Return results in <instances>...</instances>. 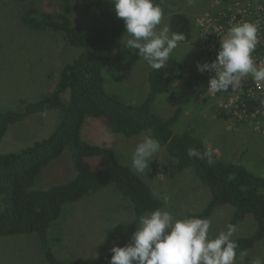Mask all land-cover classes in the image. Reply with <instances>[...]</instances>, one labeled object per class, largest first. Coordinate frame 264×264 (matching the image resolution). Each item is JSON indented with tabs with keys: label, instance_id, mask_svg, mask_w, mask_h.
I'll list each match as a JSON object with an SVG mask.
<instances>
[{
	"label": "rangeland",
	"instance_id": "1",
	"mask_svg": "<svg viewBox=\"0 0 264 264\" xmlns=\"http://www.w3.org/2000/svg\"><path fill=\"white\" fill-rule=\"evenodd\" d=\"M112 1L118 7H127L133 0ZM22 2L0 0V109H20L22 100L36 101L52 92L62 67L83 50L67 44L58 32L35 30L24 24L20 18L22 9L19 8ZM25 2L26 5L35 3L38 8L54 13L61 12L65 4L63 0ZM73 5L71 17L75 25L89 31L100 23V12L87 0H74ZM263 5L264 0H165L156 14L143 18L132 28L122 46L115 50L113 58L104 66L107 93L132 107L149 103L152 112L165 118H169L175 109L182 108L180 120L175 124V134L183 135L189 131L192 136L203 140L210 152H218L223 160L242 163L264 177L263 130L252 125H236L234 114L247 112L239 109V95L235 103L227 108V117L221 119L218 116L214 111L215 99H205L207 94L202 91L204 79L200 78L196 65L202 53V40L199 42L197 39L196 26V36L194 34L192 41L186 44L178 42L170 31V17L175 13H184L196 20L207 14L214 15L223 7H236L234 10L242 13L247 9L255 13ZM251 17L247 21L237 19L233 27L227 25V32L222 33L219 41L228 43L232 49L225 50L221 44L222 53H235L241 41L238 55L248 58L244 55L250 41L264 37V30L260 33L256 16ZM229 20V17L226 18L225 23L228 24ZM198 29L201 33L197 25ZM164 47H169L185 68L171 92L151 99L147 76ZM262 67L253 73L246 63H242L235 70L239 75L232 78L233 71L222 68L217 75L209 66L207 69L218 79L210 86L223 95V92L228 94L230 86L240 84V80L249 74L257 78ZM68 95L64 94L66 98ZM60 120V111L52 110L11 125L0 144V153L19 151L50 136ZM83 139L113 148L117 162L129 166L150 184L154 194L164 193L166 206L158 213L146 214L132 236L135 210L129 198L116 185L100 188L77 202L68 203L60 218L48 230L51 246L59 258L65 261L80 259L83 264H211L209 253L213 245L216 247L234 238L249 237L257 231L258 221L253 213L233 224L235 207L231 204L218 206L202 229L185 221L183 216L202 211L212 199L210 187L192 168L179 171L175 166L176 158L146 134L126 137L114 133L104 118L89 117ZM89 161L93 168H106L113 164L109 157H92ZM155 163L159 164L156 175L152 174ZM76 173L73 153L66 150L39 174L35 188L44 189L65 183ZM145 225L150 226L147 231H144ZM263 260L264 244L258 241L252 249L244 251L234 264H262ZM0 264L49 263L38 236L28 234L6 239L0 237Z\"/></svg>",
	"mask_w": 264,
	"mask_h": 264
},
{
	"label": "trees",
	"instance_id": "2",
	"mask_svg": "<svg viewBox=\"0 0 264 264\" xmlns=\"http://www.w3.org/2000/svg\"><path fill=\"white\" fill-rule=\"evenodd\" d=\"M63 1L64 9L57 13L42 10L35 3L26 5L25 0L19 7L24 24L35 30L58 32L67 44L83 50L62 67L59 81L52 92L36 101L22 100L20 109H0V144L11 125L23 122L34 114L55 110L60 111L61 117L50 136L19 151L0 153V237L6 239L36 234L49 264H83L80 259L65 261L59 258L48 236L50 226L60 218L66 204L77 202L100 188L114 184L134 207L136 218L132 223V236L146 214L158 213L166 206L164 193L154 194L150 184L129 166L117 162L113 148L83 139L86 120L93 117L104 118L114 133L126 137L146 134L165 146L176 158L175 166L179 171L192 168L210 187L212 199L205 208L183 216L195 228H204L215 209L221 205L231 204L235 207L233 224L249 213L255 215L258 221L255 234L234 238L216 247L213 245L209 253L211 264H232L258 241L264 244V177L242 163L223 160L218 152H210L205 142L192 136L189 131L183 135L175 134V124L180 120L182 108L175 109L169 118H165L152 112L149 103L141 107L128 106L111 97L105 89L103 69L106 63L113 58L115 50L122 46L132 28L143 18L156 14L165 0H133L127 7H118L112 0H87L102 18L89 31H84L72 20L74 0ZM195 26L200 42L205 37H201L195 20L184 13H175L170 17L171 34L183 44L192 41ZM196 65L200 73L203 72L200 76L204 79L202 91L205 92V81L214 85L218 79L212 76L207 67L200 63ZM183 67L184 64L173 56L171 49L164 47L147 76L151 99L171 92L183 76ZM205 75L215 79H207ZM229 89L230 93H225L222 98V105L214 107L218 116L221 119L227 117V108L235 103L239 95V109L247 112L234 114L237 117L236 125H252L263 130L258 126V121L264 109V93L231 86ZM66 93H69L67 98L64 96ZM261 104L257 117H252L248 112L255 113ZM66 150L73 153L76 176L62 184L35 188L39 174ZM92 157H109L113 164L106 168H93L89 161ZM152 174H156V171ZM149 228V225H145L144 231Z\"/></svg>",
	"mask_w": 264,
	"mask_h": 264
},
{
	"label": "built area",
	"instance_id": "3",
	"mask_svg": "<svg viewBox=\"0 0 264 264\" xmlns=\"http://www.w3.org/2000/svg\"><path fill=\"white\" fill-rule=\"evenodd\" d=\"M235 8L236 7H223L218 12L216 17L207 14L201 19H198V25L201 27L202 37L205 38L200 42V49L202 53L200 59L197 60L200 62V65L207 68L210 66V70L217 75L221 72L222 68L233 71L232 78L239 75L235 72V70H238V66L242 63H246L248 70H252L253 73H255L256 70H260L263 66L261 74L256 75L257 78H255L252 74H249L248 77L244 78H249L251 76L254 79L252 81H255L254 84L256 86H253L250 90H257L264 93V49H262V44L264 45V37L262 34L261 39L250 41L251 44L246 47L244 56L248 58L239 56V49L235 54L231 55V58L234 57L236 60L234 63H230V61L225 58V54L222 53V43L219 41L222 33L227 32V25L233 27L237 19L241 18V15L247 16L241 18L246 21L249 20V18H252L251 16H256L257 23L259 24L258 28L261 33V31L264 30V5L258 7L255 13L247 9H244V13H242L241 11L234 10ZM228 17L230 20L228 24H226L225 19ZM217 37L218 40L216 41Z\"/></svg>",
	"mask_w": 264,
	"mask_h": 264
},
{
	"label": "clouds",
	"instance_id": "4",
	"mask_svg": "<svg viewBox=\"0 0 264 264\" xmlns=\"http://www.w3.org/2000/svg\"><path fill=\"white\" fill-rule=\"evenodd\" d=\"M221 6H219V8H220ZM220 11V9L218 10V12ZM218 12L216 13V14H214V15H210V16H213V17H216L217 16V14H218ZM197 20V23H198V19H196ZM181 43V42H180ZM186 44V43H185ZM222 46L225 48V50H231L232 49V47H231V45H228V43H226V42H224V43H222ZM242 46V42L241 41H239V43H238V47H237V49H236V51H235V53L237 52V50L240 48ZM235 53H231V54H229V53H224L225 54V58H227L229 61H230V63H234L236 60H235V58L233 57V58H231V55L232 54H235ZM197 59H200V58H197ZM198 61V60H197ZM198 63H200L199 61H198ZM197 63V64H198ZM200 68V67H199ZM201 73H203V72H201ZM200 73V74H201ZM204 75V74H203ZM200 78H202L201 76H200ZM242 78V77H241ZM203 79V78H202ZM252 80H254L252 77H249V78H242V80H240V84H238V85H234V87H238V88H241V89H244V88H247V89H251L250 87H252L253 86V84H254V82L255 81H252ZM205 88H206V91L204 92L205 94H207V96L206 97H208V98H212V99H215V107L217 106L218 108L222 105V102H223V100H222V98H223V94L220 92V91H218V90H215V89H213L210 85H209V83L207 82V81H205ZM222 91H223V89H222ZM224 94H225V92H223ZM216 103H218V104H216ZM220 104V105H219ZM262 105L263 104H261V105H259L257 108H256V111H255V113H253L252 112V114H251V116L252 117H257V113L260 111V107H262ZM235 114H237V112L235 113ZM258 126H261L262 127V129H263V132H264V128H263V126H264V113L262 114V116H261V118L259 119V121H258ZM164 147V149H166V147L165 146H163ZM167 151V150H166ZM168 152V151H167ZM169 153V152H168ZM170 154V153H169ZM171 155V154H170ZM174 157V156H173ZM175 158V157H174ZM154 169H156V174L159 172V164L158 163H155V165H154V167H153V171H155ZM155 174V175H156ZM237 261V260H236ZM233 264H234V262H233Z\"/></svg>",
	"mask_w": 264,
	"mask_h": 264
},
{
	"label": "crops",
	"instance_id": "5",
	"mask_svg": "<svg viewBox=\"0 0 264 264\" xmlns=\"http://www.w3.org/2000/svg\"><path fill=\"white\" fill-rule=\"evenodd\" d=\"M195 22H196V24L198 25V23H197V20H195ZM199 26V25H198ZM200 27V26H199Z\"/></svg>",
	"mask_w": 264,
	"mask_h": 264
},
{
	"label": "bare ground",
	"instance_id": "6",
	"mask_svg": "<svg viewBox=\"0 0 264 264\" xmlns=\"http://www.w3.org/2000/svg\"><path fill=\"white\" fill-rule=\"evenodd\" d=\"M200 29H201V27H200ZM208 79V78H207ZM210 85V84H209ZM159 194V193H158Z\"/></svg>",
	"mask_w": 264,
	"mask_h": 264
}]
</instances>
